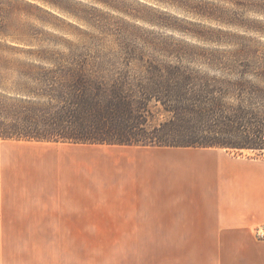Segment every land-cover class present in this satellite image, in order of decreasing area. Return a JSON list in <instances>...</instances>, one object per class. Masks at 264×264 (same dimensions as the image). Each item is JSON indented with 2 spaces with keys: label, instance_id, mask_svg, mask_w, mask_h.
<instances>
[{
  "label": "rangeland",
  "instance_id": "obj_1",
  "mask_svg": "<svg viewBox=\"0 0 264 264\" xmlns=\"http://www.w3.org/2000/svg\"><path fill=\"white\" fill-rule=\"evenodd\" d=\"M69 49L112 52L113 56L108 54L100 59L108 68L122 62L125 52L132 49L143 53L145 59L182 64L211 76L214 73L204 66L205 60L192 54L191 49L241 52L248 54L247 60L264 62V0H0V95L14 97L15 85L24 83L31 88H43L35 79L40 72L35 67L52 71L56 60L30 56L27 51L51 50L66 54ZM225 58L222 61L244 57ZM68 63H72L71 59L61 64ZM28 67L35 74L32 78L24 76ZM147 80L144 77L140 83L149 85ZM46 84L49 89L56 86L55 80ZM23 99L45 101L32 95ZM227 101L236 104L232 99ZM141 117L148 132L173 121L172 115L155 102L150 103ZM128 149L145 160L146 169L190 168L189 163L170 160L207 153L264 163V153L248 150L0 139V186L126 184L122 183L127 180L122 177V169L141 168L132 161L135 156ZM146 181L151 184L152 179ZM262 227L255 230L258 238L264 237L257 234ZM39 229L0 226V235L39 237ZM0 244L4 247L6 243ZM14 244L18 247L17 262L21 264L31 243L19 238ZM41 245V242L33 243L35 254L40 252Z\"/></svg>",
  "mask_w": 264,
  "mask_h": 264
},
{
  "label": "crops",
  "instance_id": "obj_2",
  "mask_svg": "<svg viewBox=\"0 0 264 264\" xmlns=\"http://www.w3.org/2000/svg\"><path fill=\"white\" fill-rule=\"evenodd\" d=\"M128 151L141 168L122 169L126 184L0 186V226L40 227L0 235V264H19V238L21 264H264V163L207 153L146 169Z\"/></svg>",
  "mask_w": 264,
  "mask_h": 264
},
{
  "label": "trees",
  "instance_id": "obj_3",
  "mask_svg": "<svg viewBox=\"0 0 264 264\" xmlns=\"http://www.w3.org/2000/svg\"><path fill=\"white\" fill-rule=\"evenodd\" d=\"M27 52L56 63L52 71L36 66L37 75L25 69L24 76L35 75L43 88L24 83L15 85L14 97L0 95V139L264 153V62L247 60L248 54L191 49L213 71L210 76L182 64L145 59L132 49L110 68L100 59L112 52ZM225 57L244 58L222 61ZM66 59L72 63L61 64ZM144 77L149 85L140 83ZM50 80L56 86L49 89L45 85ZM28 95L45 101L23 99ZM151 102L160 104L173 121L148 132L141 116Z\"/></svg>",
  "mask_w": 264,
  "mask_h": 264
},
{
  "label": "built area",
  "instance_id": "obj_4",
  "mask_svg": "<svg viewBox=\"0 0 264 264\" xmlns=\"http://www.w3.org/2000/svg\"><path fill=\"white\" fill-rule=\"evenodd\" d=\"M257 234H258L259 236L263 237V236H264V227L258 229Z\"/></svg>",
  "mask_w": 264,
  "mask_h": 264
}]
</instances>
